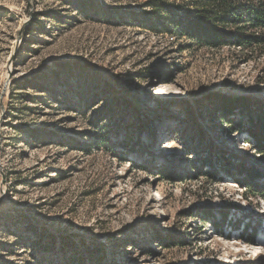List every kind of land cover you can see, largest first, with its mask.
I'll list each match as a JSON object with an SVG mask.
<instances>
[{
  "label": "rangeland",
  "instance_id": "374dc122",
  "mask_svg": "<svg viewBox=\"0 0 264 264\" xmlns=\"http://www.w3.org/2000/svg\"><path fill=\"white\" fill-rule=\"evenodd\" d=\"M146 1L0 0V264H264V159L217 102L264 119V46Z\"/></svg>",
  "mask_w": 264,
  "mask_h": 264
},
{
  "label": "trees",
  "instance_id": "16d2710c",
  "mask_svg": "<svg viewBox=\"0 0 264 264\" xmlns=\"http://www.w3.org/2000/svg\"><path fill=\"white\" fill-rule=\"evenodd\" d=\"M145 5L154 11L145 19L143 28L152 32L167 33L169 27L173 26L175 30H179L181 37L209 48L235 46L243 51L264 46V0H171V4L162 0H148ZM182 5L192 7L178 16L177 9ZM217 102L226 113H233L238 109L247 111L245 114L250 125L246 131L255 142L257 154L264 159V119L257 112L256 116L250 117V102L242 99L237 105L239 107L234 106L236 100L232 101L227 97H218ZM240 126L241 124L238 125V130L243 131ZM206 174L210 175L208 172ZM246 174L251 179L255 178L250 172ZM244 182L239 183L248 191L247 197L264 198V189H257L254 184ZM220 214L224 223L226 214Z\"/></svg>",
  "mask_w": 264,
  "mask_h": 264
},
{
  "label": "built area",
  "instance_id": "2783aa9c",
  "mask_svg": "<svg viewBox=\"0 0 264 264\" xmlns=\"http://www.w3.org/2000/svg\"><path fill=\"white\" fill-rule=\"evenodd\" d=\"M252 141H251V143L254 145L255 144V142L253 141V139L251 138V137H249ZM255 146V145H254Z\"/></svg>",
  "mask_w": 264,
  "mask_h": 264
},
{
  "label": "bare ground",
  "instance_id": "6f19581e",
  "mask_svg": "<svg viewBox=\"0 0 264 264\" xmlns=\"http://www.w3.org/2000/svg\"><path fill=\"white\" fill-rule=\"evenodd\" d=\"M260 244V243H259Z\"/></svg>",
  "mask_w": 264,
  "mask_h": 264
}]
</instances>
